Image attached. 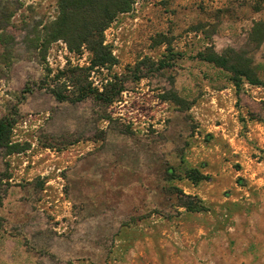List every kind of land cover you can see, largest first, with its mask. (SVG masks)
I'll list each match as a JSON object with an SVG mask.
<instances>
[{
    "label": "rangeland",
    "instance_id": "obj_1",
    "mask_svg": "<svg viewBox=\"0 0 264 264\" xmlns=\"http://www.w3.org/2000/svg\"><path fill=\"white\" fill-rule=\"evenodd\" d=\"M57 14L0 0V118L20 148L0 147V264H264V0H134L104 32L116 64L89 73L124 88L111 104L49 91H75L56 75L90 57L61 39L40 56Z\"/></svg>",
    "mask_w": 264,
    "mask_h": 264
},
{
    "label": "trees",
    "instance_id": "obj_2",
    "mask_svg": "<svg viewBox=\"0 0 264 264\" xmlns=\"http://www.w3.org/2000/svg\"><path fill=\"white\" fill-rule=\"evenodd\" d=\"M134 0H57L58 14L49 23L43 26L34 36L35 48L42 49L40 56L44 57L49 44L61 39L66 42L69 51L82 55L87 51L90 55L88 66H72L58 72L56 79L60 77L67 79L69 84L75 88L71 93H63L61 90L49 88V91L57 100L81 101L92 97L97 101L111 104L119 97L123 87L118 84H109L102 87V90L92 85L89 80L90 70L93 68H108L116 64V58L111 48L105 44V30L112 24L119 14L131 10ZM4 40L0 36V40ZM207 53V54H206ZM200 59L213 63L231 72V80L235 85L241 80V76H247L252 83L248 67L243 66L236 60L227 58L224 55L210 52H200ZM246 67V68H245ZM66 87V84H64ZM14 119L9 117L0 118V147H7V154L19 152L20 148L11 143L12 127ZM186 177L197 182L201 174L197 169H189L184 174ZM188 211H202L204 206L200 202L187 201L180 204Z\"/></svg>",
    "mask_w": 264,
    "mask_h": 264
}]
</instances>
